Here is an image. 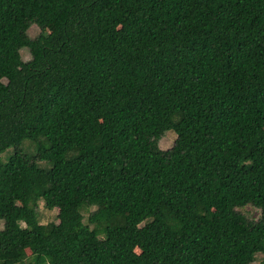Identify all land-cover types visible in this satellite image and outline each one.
<instances>
[{
    "label": "trees",
    "instance_id": "obj_1",
    "mask_svg": "<svg viewBox=\"0 0 264 264\" xmlns=\"http://www.w3.org/2000/svg\"><path fill=\"white\" fill-rule=\"evenodd\" d=\"M10 148L0 264H253L264 0H0Z\"/></svg>",
    "mask_w": 264,
    "mask_h": 264
},
{
    "label": "rangeland",
    "instance_id": "obj_2",
    "mask_svg": "<svg viewBox=\"0 0 264 264\" xmlns=\"http://www.w3.org/2000/svg\"><path fill=\"white\" fill-rule=\"evenodd\" d=\"M53 30H54V28H53V26L51 24H46V25H44L42 27L31 26L29 31H28V33H29V35L31 37H34V36H37L39 34H49ZM22 55H23L24 59L28 58L27 54L22 53ZM164 134H165V136L160 140L159 146H160L161 149L167 150V149H170V147L174 143L176 135H175V133L173 131H167ZM18 148H19V150H21V151H23L25 153L32 154V155L34 154L33 148L30 147L27 142H24V143L20 144ZM12 152H13V148H10L7 151H5L4 153L0 154V160L1 161H6L7 158L11 155ZM41 166L44 167V168L47 167L46 164H42ZM248 210H250V209H248ZM53 214L56 217L57 212L54 211ZM256 214H257L256 211L252 212V215H256ZM134 251H135L136 254H140V252H141L139 248H136ZM263 260H264V256L263 255L258 256L257 259L253 262V264H262Z\"/></svg>",
    "mask_w": 264,
    "mask_h": 264
}]
</instances>
